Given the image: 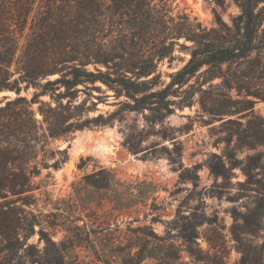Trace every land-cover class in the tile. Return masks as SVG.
Listing matches in <instances>:
<instances>
[{
  "label": "trees",
  "instance_id": "16d2710c",
  "mask_svg": "<svg viewBox=\"0 0 264 264\" xmlns=\"http://www.w3.org/2000/svg\"><path fill=\"white\" fill-rule=\"evenodd\" d=\"M169 1L0 0V91L15 93L0 103V264H22V255L32 257L29 250L35 247L26 242L35 233L44 243L36 255L37 264H66L68 248L85 242L89 245L83 226L77 224L81 217L60 207L50 213L36 208L37 197L32 191L40 185L32 178L40 174V167H48L46 158L55 152L61 157L52 163L54 168L67 159L64 150L49 148V139L111 124L130 111L147 110L153 122L162 121L174 112L172 105L177 103L169 97L180 92L175 88L180 89L202 66L210 80L222 76V64L251 63L255 59L251 52L258 57L263 53L264 0H236L240 13L232 25L227 26L217 15L215 28L203 27L186 14L174 17ZM213 1L224 4V0ZM180 38L192 42L189 58L164 83L158 64L172 56L176 45L184 46ZM96 82L115 98L123 96L125 100L118 101V107L106 115L88 117V100L79 96L94 89L102 92ZM29 87L34 88L31 97L21 95V90ZM44 95L51 101L40 99ZM34 103L41 120L32 109ZM125 144L135 148L128 140ZM83 164L80 158L77 167L81 169ZM140 185L149 189H137L133 194L132 184L121 182L111 169L96 166L73 182L72 188L83 207L97 200L111 203V211H129L138 203L146 205L147 195L154 192L151 182ZM150 209L155 210V205ZM251 216L256 220L261 213ZM195 226L182 225L180 230L188 244L197 246ZM58 228L65 234L55 241L52 236ZM257 228V223L251 222L244 230L249 237L239 244L241 255L235 264H264V239L258 241ZM130 240L122 246L104 244L98 259L103 264H141L145 258L154 259L153 264H174L178 249L173 244L169 246L171 255L144 254V247L136 244L139 237ZM197 259L210 262L206 257ZM212 263L225 261L219 257Z\"/></svg>",
  "mask_w": 264,
  "mask_h": 264
},
{
  "label": "rangeland",
  "instance_id": "374dc122",
  "mask_svg": "<svg viewBox=\"0 0 264 264\" xmlns=\"http://www.w3.org/2000/svg\"><path fill=\"white\" fill-rule=\"evenodd\" d=\"M169 2L174 17L186 14L207 28L218 26L217 15L231 26L240 13L236 0H224L222 6L213 0ZM179 43L184 46L176 45L172 56L158 64L164 83L189 58L192 42L180 38ZM250 55L255 58L251 63H224L222 76L210 80H206V66H202L180 89L175 88L180 92L169 97L177 103L172 105L174 112L162 121L153 122L147 110L130 111L111 124L49 139V148L64 150L67 159L54 168L52 163L61 157L55 152L46 158L48 167H40V174L32 178L35 185H40L32 191L37 197L36 208L50 213L60 207L73 217H81L77 224L83 226V234L89 239V245L85 242L66 250V264H103L98 254L104 244L122 246L134 235L139 237L136 244L144 247V254L171 255L170 244L176 246L174 264H213L219 257L225 264H235L241 255L239 244L249 237L244 230L251 222L259 227L258 241L264 239V51L259 57L255 51ZM95 85L102 92L94 89L87 91L91 97L81 92L79 96L88 100V117L106 115L118 107V101L125 100L123 96L115 98L100 82ZM33 91L29 87L21 90V95L30 98ZM14 96L12 91H0V103ZM40 99L51 101L49 95ZM37 106L32 104V109L41 120ZM126 140L135 144L133 150ZM80 158L84 159L81 169L77 167ZM96 166L111 169L121 182L132 184L133 194L145 188L140 185L142 181L151 182L154 192L147 195L146 205L138 203L129 211H111V203L97 200L83 207L72 183ZM152 204L155 210L150 209ZM257 212L261 217L254 220L251 213ZM134 218L138 221H131ZM195 223L197 246L188 244L180 230L182 225ZM64 234L58 228L52 237L58 241ZM26 244L34 245L29 250L34 254L22 255V264H37L36 255L44 243L35 233ZM197 257L210 262L198 261ZM154 262L145 258L141 264Z\"/></svg>",
  "mask_w": 264,
  "mask_h": 264
}]
</instances>
